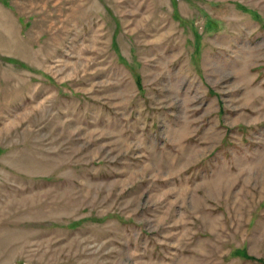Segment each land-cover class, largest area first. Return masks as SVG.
Returning <instances> with one entry per match:
<instances>
[{
	"label": "rangeland",
	"instance_id": "374dc122",
	"mask_svg": "<svg viewBox=\"0 0 264 264\" xmlns=\"http://www.w3.org/2000/svg\"><path fill=\"white\" fill-rule=\"evenodd\" d=\"M0 264H264V0H0Z\"/></svg>",
	"mask_w": 264,
	"mask_h": 264
}]
</instances>
